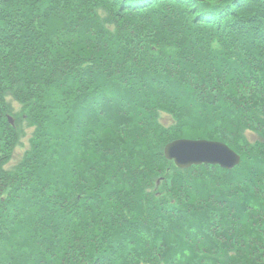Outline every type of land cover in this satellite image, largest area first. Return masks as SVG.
I'll return each instance as SVG.
<instances>
[{
	"label": "trees",
	"instance_id": "trees-1",
	"mask_svg": "<svg viewBox=\"0 0 264 264\" xmlns=\"http://www.w3.org/2000/svg\"><path fill=\"white\" fill-rule=\"evenodd\" d=\"M0 264H264V0H0Z\"/></svg>",
	"mask_w": 264,
	"mask_h": 264
},
{
	"label": "water",
	"instance_id": "water-1",
	"mask_svg": "<svg viewBox=\"0 0 264 264\" xmlns=\"http://www.w3.org/2000/svg\"><path fill=\"white\" fill-rule=\"evenodd\" d=\"M225 150L231 153L234 159L231 156H226ZM164 154L167 159L174 160L179 168L208 163L210 165L220 164L223 168L232 169L239 161L235 154L222 142L209 143L204 140H175L165 146ZM229 161L232 162L228 163Z\"/></svg>",
	"mask_w": 264,
	"mask_h": 264
},
{
	"label": "rangeland",
	"instance_id": "rangeland-1",
	"mask_svg": "<svg viewBox=\"0 0 264 264\" xmlns=\"http://www.w3.org/2000/svg\"><path fill=\"white\" fill-rule=\"evenodd\" d=\"M14 108L18 109L19 108V105L17 103H14ZM164 118H166V117H164ZM164 120H166V119H164ZM12 122H14V121H12ZM27 134H30V131L29 130L27 131ZM247 137H248V139H249V141L251 143L255 142L258 139V136L255 133L250 132V131L247 132ZM27 147H28V141H27V137H25L22 140V145H20V146H18L16 148V150L14 152V155H13V158H12V161L9 163L8 166H13L14 164H16Z\"/></svg>",
	"mask_w": 264,
	"mask_h": 264
},
{
	"label": "bare ground",
	"instance_id": "bare-ground-1",
	"mask_svg": "<svg viewBox=\"0 0 264 264\" xmlns=\"http://www.w3.org/2000/svg\"><path fill=\"white\" fill-rule=\"evenodd\" d=\"M249 132V131H248ZM191 140H204V141H206V142H222V141H218V140H209V139H191ZM226 147H228L231 151H232V153L233 154H235V156L238 158V163H236L234 166H233V168L232 169H234L235 167H237V166H239L240 165V163H241V155L238 153V152H236L234 149H232L227 143H225V142H222ZM225 153H226V156H231V158L233 157V155L231 154V153H229L227 150H225ZM232 159H234V157L232 158ZM223 161H225V160H223ZM232 161H229L228 163H231ZM202 164H207L208 165V163H202ZM202 164H197V165H202ZM217 165H219V166H221L220 164H217ZM222 167V166H221ZM223 168V167H222ZM224 169H226V168H224ZM232 169H228V170H232Z\"/></svg>",
	"mask_w": 264,
	"mask_h": 264
}]
</instances>
